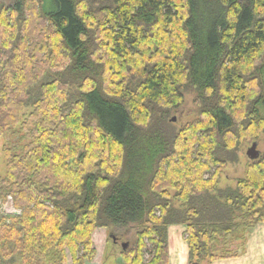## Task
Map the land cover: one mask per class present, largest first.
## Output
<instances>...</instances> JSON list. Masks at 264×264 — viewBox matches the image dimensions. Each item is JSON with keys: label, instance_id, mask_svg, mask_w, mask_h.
Listing matches in <instances>:
<instances>
[{"label": "trees", "instance_id": "16d2710c", "mask_svg": "<svg viewBox=\"0 0 264 264\" xmlns=\"http://www.w3.org/2000/svg\"><path fill=\"white\" fill-rule=\"evenodd\" d=\"M188 91L199 118L179 131ZM249 129L264 0H0V200L21 212L0 216V264L92 262L95 230L129 226L124 264H170L173 226L189 264L232 258L264 223V171L220 184Z\"/></svg>", "mask_w": 264, "mask_h": 264}, {"label": "rangeland", "instance_id": "374dc122", "mask_svg": "<svg viewBox=\"0 0 264 264\" xmlns=\"http://www.w3.org/2000/svg\"><path fill=\"white\" fill-rule=\"evenodd\" d=\"M184 101L180 107L174 111L171 115V122L174 124L177 130L181 131L186 128L187 125L193 123L199 118V108L196 105V93L194 91H188L184 95ZM31 109L27 110V114L31 113ZM175 120V121H173ZM24 122V119H23ZM30 125H33L29 121ZM20 130V129H18ZM254 130H250L245 136V139L236 147L234 152V157H236L235 162H228L226 167L223 169V174L221 176V187H233L236 188L238 182L246 178L247 172L251 170L252 166L264 171V133H261L258 137H255ZM14 138V137H13ZM17 140V139H16ZM7 140L2 139L0 141V176H5L6 174V160L3 152V148L6 145ZM25 141L22 142V145ZM254 143L258 144V150L260 151L259 161L253 163L247 153L248 150L253 146ZM229 154V158L232 156V151ZM21 212L16 210L13 205L11 198L8 200H0V216H10L18 215ZM186 228V227H185ZM254 228L248 231L247 234L243 235L242 231L235 233L233 236L229 237L227 240V249L223 252L234 253L235 256L243 250V253L247 251V244L251 235L254 232ZM114 236L117 238L115 242L112 238ZM186 233H184V237ZM136 230L133 226L127 228H99L94 231L92 235L93 247L97 251L96 256L92 262H86L85 264H124V254L122 244L127 243L131 248L136 243ZM186 241V238H185ZM148 252L146 255V261L151 259L152 246L148 244ZM170 252V250H169ZM48 261V260H47ZM68 264H73L71 256L68 254Z\"/></svg>", "mask_w": 264, "mask_h": 264}, {"label": "crops", "instance_id": "0c3cea01", "mask_svg": "<svg viewBox=\"0 0 264 264\" xmlns=\"http://www.w3.org/2000/svg\"><path fill=\"white\" fill-rule=\"evenodd\" d=\"M184 226H173L169 231L170 264H189V249L185 241ZM232 258L221 259L213 264H264V223L257 225L247 244V251Z\"/></svg>", "mask_w": 264, "mask_h": 264}, {"label": "water", "instance_id": "95a60500", "mask_svg": "<svg viewBox=\"0 0 264 264\" xmlns=\"http://www.w3.org/2000/svg\"><path fill=\"white\" fill-rule=\"evenodd\" d=\"M173 121H175V120H173ZM257 148H258V144L254 143L253 146L248 150L247 155H248L250 160L254 161V160H258L260 158L261 154ZM112 238L115 242H117V238H115L114 236H112ZM128 247L129 246L127 243L122 244V248L124 251H126L128 249Z\"/></svg>", "mask_w": 264, "mask_h": 264}]
</instances>
